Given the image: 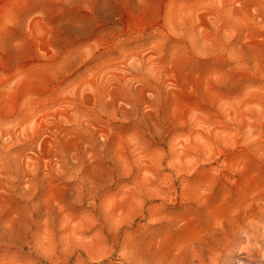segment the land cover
<instances>
[{"label": "rangeland", "instance_id": "rangeland-1", "mask_svg": "<svg viewBox=\"0 0 264 264\" xmlns=\"http://www.w3.org/2000/svg\"><path fill=\"white\" fill-rule=\"evenodd\" d=\"M0 264H264V0H0Z\"/></svg>", "mask_w": 264, "mask_h": 264}]
</instances>
